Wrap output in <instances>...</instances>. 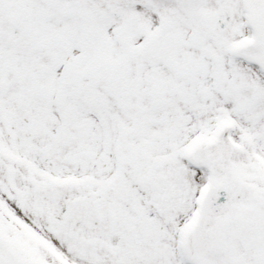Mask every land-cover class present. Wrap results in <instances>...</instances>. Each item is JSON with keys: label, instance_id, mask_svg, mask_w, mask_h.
Segmentation results:
<instances>
[{"label": "snow or ice", "instance_id": "snow-or-ice-1", "mask_svg": "<svg viewBox=\"0 0 264 264\" xmlns=\"http://www.w3.org/2000/svg\"><path fill=\"white\" fill-rule=\"evenodd\" d=\"M0 264H264V0H0Z\"/></svg>", "mask_w": 264, "mask_h": 264}]
</instances>
